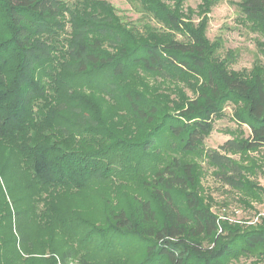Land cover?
<instances>
[{"label": "trees", "instance_id": "trees-1", "mask_svg": "<svg viewBox=\"0 0 264 264\" xmlns=\"http://www.w3.org/2000/svg\"><path fill=\"white\" fill-rule=\"evenodd\" d=\"M172 1L128 0L155 23L136 27L104 0H0V264L264 257V221L221 222L186 160L263 191L229 155L264 148V67L241 74L220 59L206 38L211 0ZM238 9L264 58V0ZM226 103L249 136L205 150Z\"/></svg>", "mask_w": 264, "mask_h": 264}, {"label": "rangeland", "instance_id": "rangeland-1", "mask_svg": "<svg viewBox=\"0 0 264 264\" xmlns=\"http://www.w3.org/2000/svg\"><path fill=\"white\" fill-rule=\"evenodd\" d=\"M68 4L76 0H63ZM112 5L118 16L126 23L139 27L142 24L155 25L147 16L137 12L128 0H104ZM212 5L207 14L206 38L209 42H218L220 46L218 55L226 61L229 70L248 74L255 65L264 67V58L259 51L258 43L262 38L253 26L244 20L238 9L241 0H211ZM173 5L172 0H168ZM200 0H183L184 10L196 11ZM197 20V16L192 17ZM153 83V81H150ZM182 88L181 85H177ZM173 88L172 85H170ZM189 96L186 88H182ZM232 103H226L223 116L213 121V128L205 138L204 149H218L224 142L234 138H247L249 129L247 126L237 124L233 119ZM238 161L247 170H251L246 177L254 181L263 191H256L251 195L246 190L231 189L217 182L213 176L214 169L206 161L197 155L187 156L186 160L197 166L201 195L205 204L211 207V211L217 218L231 225H238L241 232H247L256 228L264 221V148L255 152L240 155H229ZM208 246V241L203 242ZM227 264H264V257L256 256L238 259H230Z\"/></svg>", "mask_w": 264, "mask_h": 264}]
</instances>
